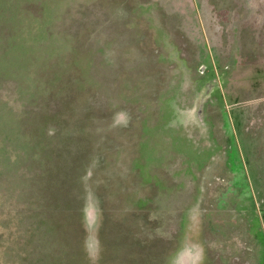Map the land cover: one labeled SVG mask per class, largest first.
Masks as SVG:
<instances>
[{
    "label": "rangeland",
    "instance_id": "1",
    "mask_svg": "<svg viewBox=\"0 0 264 264\" xmlns=\"http://www.w3.org/2000/svg\"><path fill=\"white\" fill-rule=\"evenodd\" d=\"M176 250L264 264V0H0V264Z\"/></svg>",
    "mask_w": 264,
    "mask_h": 264
},
{
    "label": "flooded vegetation",
    "instance_id": "2",
    "mask_svg": "<svg viewBox=\"0 0 264 264\" xmlns=\"http://www.w3.org/2000/svg\"><path fill=\"white\" fill-rule=\"evenodd\" d=\"M175 52H176V55H178L179 56V54H180V47H177L176 46V49H175ZM177 60H179V59H177ZM180 61H181V70L182 71H184V72H186V73H188V71H190V73H193V72H195L194 70L192 71V68L191 67H187V65H188V63H187V61L185 62V59L183 58V57H181V59H180ZM187 64V65H186ZM206 65H201V67L199 68V69H197L198 70V74L197 75H193L194 77L192 78V79H190L189 78V75H187V74H185L184 76H183V78H185V79H187V80H190V83H187L188 85H192V87L194 88V86L195 87H198V85L202 82V79H200L199 78V75L201 76V74L203 75L205 72H208V70H210L211 69V71H212V73H214V71L217 73V70H216V68L215 67H212V68H208V70L206 69L207 68V66L205 67ZM196 77H198V78H196ZM196 78V79H195ZM206 83V85H208V82H205ZM185 85L186 84H184V83H182V85H181V91H183V89H184V87H185ZM187 85V86H188ZM209 88V87H208ZM213 96V93L211 94L210 93V96ZM210 100V99H209ZM212 101V100H211ZM176 110H177V108H176ZM176 116H177V113H176ZM183 118V117H182ZM181 118V119H182ZM183 123V122H182ZM184 124V123H183ZM182 124V125H183ZM195 143H197L196 141H195ZM197 147H198V145H196ZM200 148V147H199ZM212 159H214L215 160V156L214 157H212ZM178 251L179 250H176L175 251V253L172 255V257H171V263L173 264L174 262H175V260H176V258H177V254H178Z\"/></svg>",
    "mask_w": 264,
    "mask_h": 264
},
{
    "label": "water",
    "instance_id": "3",
    "mask_svg": "<svg viewBox=\"0 0 264 264\" xmlns=\"http://www.w3.org/2000/svg\"><path fill=\"white\" fill-rule=\"evenodd\" d=\"M182 256H183V258H184V262H186L187 260H188V262H189V257H190V254L189 253H182ZM186 264V263H185Z\"/></svg>",
    "mask_w": 264,
    "mask_h": 264
}]
</instances>
